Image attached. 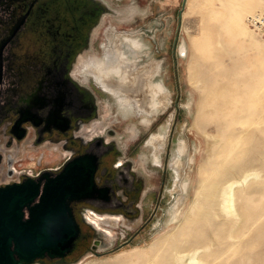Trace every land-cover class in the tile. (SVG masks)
<instances>
[{
  "label": "rangeland",
  "instance_id": "obj_1",
  "mask_svg": "<svg viewBox=\"0 0 264 264\" xmlns=\"http://www.w3.org/2000/svg\"><path fill=\"white\" fill-rule=\"evenodd\" d=\"M104 1L117 14L102 17L79 69L93 78L90 67L111 48L110 29L114 39L136 34L143 42L137 66L160 64L154 80L169 94L167 108L137 116L104 90L100 117L127 139L152 127L135 160L148 172L167 168L166 178L161 203L155 213L154 201L148 204L152 220L140 235L128 241L134 230L118 217L90 214L101 245L70 264H182L180 255L192 256L187 264H264V39L247 23L264 12V0ZM154 136L164 137L159 163L149 145ZM20 159L21 169L34 171L56 167L63 157L48 151ZM230 183L237 184L227 214L220 194ZM114 219V227L102 222Z\"/></svg>",
  "mask_w": 264,
  "mask_h": 264
},
{
  "label": "flooded vegetation",
  "instance_id": "obj_2",
  "mask_svg": "<svg viewBox=\"0 0 264 264\" xmlns=\"http://www.w3.org/2000/svg\"><path fill=\"white\" fill-rule=\"evenodd\" d=\"M101 13L93 0H0V186L45 171L52 177L70 163L93 170L87 198L71 203L80 234L65 262L101 245L83 222L90 214L118 217L134 230L128 241L140 235L165 185L167 168L148 172L135 160L152 127L132 139L104 127V90L79 69ZM48 151L63 157L58 166L20 168L21 155Z\"/></svg>",
  "mask_w": 264,
  "mask_h": 264
},
{
  "label": "water",
  "instance_id": "obj_3",
  "mask_svg": "<svg viewBox=\"0 0 264 264\" xmlns=\"http://www.w3.org/2000/svg\"><path fill=\"white\" fill-rule=\"evenodd\" d=\"M93 1L101 19L117 14L104 0ZM49 173L0 186V264H70L64 259L80 234L71 203L87 198L93 170L70 163L52 177ZM83 222L99 238L100 230L87 217Z\"/></svg>",
  "mask_w": 264,
  "mask_h": 264
},
{
  "label": "bare ground",
  "instance_id": "obj_4",
  "mask_svg": "<svg viewBox=\"0 0 264 264\" xmlns=\"http://www.w3.org/2000/svg\"><path fill=\"white\" fill-rule=\"evenodd\" d=\"M113 34V29L106 32V42L111 45V48L105 49L104 61L97 66H91L89 73L99 82L103 90L119 99L123 108H128L137 116L150 115L153 109L163 111L167 108L170 101L168 99L169 94L160 86V80H154L159 75L160 64L154 62L152 65L150 62L145 66L139 65V68L137 66V58H139L143 49V42L138 36L136 37V34L135 36H117L115 39ZM163 140L164 137L154 136L149 141V145L153 148V157L156 163H159L158 157H160ZM185 150L186 146L182 143L181 151L184 152ZM182 166V162L179 160L177 164L173 165L176 181L181 177ZM236 184H228L222 189L220 194L223 211L227 214L232 213V189ZM180 201H183L182 197H180ZM177 210H175L174 214L178 217L180 212ZM102 222L109 223L113 227L116 225V221L107 220ZM177 258L182 264H187L192 259V256L180 255Z\"/></svg>",
  "mask_w": 264,
  "mask_h": 264
},
{
  "label": "built area",
  "instance_id": "obj_5",
  "mask_svg": "<svg viewBox=\"0 0 264 264\" xmlns=\"http://www.w3.org/2000/svg\"><path fill=\"white\" fill-rule=\"evenodd\" d=\"M249 27L264 39V12L257 11L247 17Z\"/></svg>",
  "mask_w": 264,
  "mask_h": 264
}]
</instances>
